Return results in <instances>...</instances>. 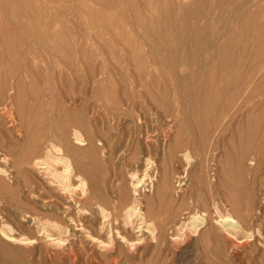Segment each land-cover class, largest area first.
<instances>
[{
    "label": "rangeland",
    "instance_id": "rangeland-1",
    "mask_svg": "<svg viewBox=\"0 0 264 264\" xmlns=\"http://www.w3.org/2000/svg\"><path fill=\"white\" fill-rule=\"evenodd\" d=\"M109 1L113 5H105V0H0V16L10 17L0 24L18 22L36 29L48 28L44 35L34 31V35L31 31L15 36L0 33V78L5 77L3 72L6 79L11 78L8 81L21 77L24 103L35 95L37 88L41 91L52 87L59 98L77 95L82 100L85 96L89 105L86 118L92 120L90 109L94 108L102 117L117 95L127 89L138 98V92L144 91L146 99H140L145 105L156 99L157 108L162 107L159 116H150L145 106L143 110L148 113L141 110L142 121L135 132L129 130V121L115 120L103 129L101 124L95 128L110 141L116 137L118 128L128 131L129 136L125 135L117 148L108 147L105 156L98 151L96 170L91 175L83 172L87 197L81 203L66 199L72 204L75 220L64 217L69 228L62 234L66 238L65 248L47 242L46 234L58 231L22 220L20 202L30 207L33 203L27 200L28 196L35 199L38 190L33 195L27 192L24 197L23 189L13 183V198L6 193L10 180L0 173V198L13 199L10 200L12 208L3 211L10 216L12 233L19 238H33L28 243L24 242L27 240H0V264H115L114 261L118 264H264V155L263 161L249 163L251 152L264 153V148L252 145L251 149L254 148L245 160L240 159L246 146L243 141L247 136L245 113L236 112V118L230 121L239 96L228 105L231 93L237 91L240 78L250 67L249 62L258 64L264 59V32L260 30L264 16L250 18V13L256 11L264 15V0H181L179 5L184 16L172 21L163 19L161 23L177 29L186 27L188 33L185 37L172 35L175 47L171 49L160 48L156 43V56H165V61L159 62L153 59L155 38L147 44L132 10L138 6L147 11L151 8L148 0H132L134 6L128 0ZM68 7L89 13L105 10L111 20H101L93 13L80 18L61 16L50 21L39 15L24 17L21 21L13 18L31 9L66 13ZM108 26H115L118 34L127 29L118 37L114 31H108ZM142 80L145 82L140 83ZM152 80L158 83L153 90L155 95L150 92ZM175 94L184 100L179 103ZM251 104L253 115L261 119L264 130V87ZM88 119L86 129L93 131L94 122L91 127ZM4 142L0 133V168L8 167ZM81 151L86 164L91 166L87 152ZM186 151L192 156L191 162L183 157ZM146 158L150 159L148 165ZM134 172L136 176H132ZM78 190L77 196L82 194ZM99 206L104 208L105 218ZM130 206L139 208L144 220L139 219L138 212V216H133V223L128 224L126 210ZM42 211L62 217L48 208ZM230 212L242 223L238 231L225 229L224 214ZM196 213L204 214L205 221L192 230L190 219Z\"/></svg>",
    "mask_w": 264,
    "mask_h": 264
},
{
    "label": "bare ground",
    "instance_id": "bare-ground-1",
    "mask_svg": "<svg viewBox=\"0 0 264 264\" xmlns=\"http://www.w3.org/2000/svg\"><path fill=\"white\" fill-rule=\"evenodd\" d=\"M128 1H129L130 5L134 6V3L132 0H128ZM2 2H3V0H2ZM37 2L39 3V1H37ZM33 3H32V5H33ZM144 3H143V5H144ZM181 3H182L181 0H161L160 2H158L157 0L156 1L148 0V5H150L151 8L149 7V9H147V11L140 10L138 8V6L132 7L133 8L132 10L134 11L133 15L137 18V21H139V26H138L139 28L138 29H140L141 35H143V37L146 39L147 44L149 45L150 39L152 37L155 38L154 41L152 42L154 61H157V62H159V60L165 61V56L162 58L159 56H156L157 53H156V50H154V49L158 48L156 46V43L160 45V48L164 47L167 49H171V48L175 47V43L173 44L172 35L185 37L188 33V30L186 27L184 28L183 26H179L177 29V28H173V26H171V25L167 26V25H163L161 23L163 19H164V21H167L168 19L170 21H172V19L174 20L175 18H181L182 16H184L183 14H185V13L184 12L182 13L183 8L179 5ZM2 4H5V3H2ZM104 4L105 5L106 4H112L113 5V3L109 0H105ZM135 4H137V3H135ZM21 5H23V4H21ZM145 6H146V4H145ZM177 6H179L180 8H177ZM139 7H141V6H139ZM156 7H158V8H156ZM58 10H60V9H58ZM104 11L100 12L99 9H96V10H92L91 13H93L94 16L96 15L97 18L99 17L101 20H111L110 15H107V13L106 12L104 13ZM25 13H26L25 15L19 14L18 17H13V18H15L18 21H21L22 19H24V17H30V16H34V15L37 17V15H39L41 17H44L43 18L44 20L50 21L52 18L57 19V18H60L61 16L71 15L72 17L80 18V17H84V16L86 17V16L91 14V13H89L88 10L83 11L82 9L77 10V9L69 8V7H68V12H66V13H59L57 11H53L50 13V9H49V13L46 12L45 10L40 11L38 9L37 10L31 9ZM8 14H9V12L7 13V15ZM231 14L233 16L236 15L235 12H231ZM7 15H5V16H7ZM250 15H251V17H250L251 19H257V16L258 17L264 16V15H260L259 11H256V13L255 12L250 13ZM111 16H113V15H111ZM7 18L10 20V17H1L0 16V21L4 20V19H6V21H7ZM31 18H34V17H31ZM9 20H8V22H9ZM147 22H150V23L145 24ZM100 26H101V24H100ZM102 26H105V28H106L105 24H103ZM114 27L108 26L107 29H108V31H111V32L114 31V34H116L118 37L120 35H123V33H125V29H127V28L122 29L123 33L118 34V31ZM126 27H127V25H126ZM95 30H97V29H95ZM260 30L264 32V23L262 24V27L260 28ZM25 31H29V32L31 31V33L34 31L35 33H38L39 35H44V33L48 31V28L42 27V28L36 29V28H32V26H26V25H24L22 23L20 24L18 22L13 23L11 25L0 24V33L1 34H12L15 36V35L21 34V33L25 34L24 33ZM176 31H178V32H176ZM94 42H95V40H94ZM30 44L31 43H29V45ZM184 45H185V43H184ZM105 48H107V47L105 46ZM142 49H143V46H142ZM151 51H152V48H151ZM160 52L162 53V51H160ZM256 56H258V55L256 54ZM139 57L141 58V56H139ZM222 58H223V56H222ZM137 60L140 61V59H137ZM206 62H207V59H206ZM249 63H250L249 69H247L245 74L243 75V77L240 78V80H241L240 84H237V86H236L237 91L234 89L235 92H232L229 99H228V105L233 104L232 102H234L233 100L235 99V97L239 96V97H237L238 99L235 102V104L233 105L234 111H232L233 113L229 116L230 121H234V119L236 118V112L245 113L244 119H245V123L247 125V136L245 139H243L246 146L244 145L245 147L240 154V159H242V161L245 160L244 158H246V155L249 152H251L254 147H258L259 149L264 148V142H263L264 130L261 129V119L259 117L257 118V116L255 117L253 115V112L251 109V106H253L251 103L253 102L254 98L259 94L260 90L264 87V82H262V79L264 77V71H263L264 59L262 60V62H259L258 64H256V63L251 64V62H249ZM253 65H256V66H253ZM251 67H257V68H251ZM211 69H215V67L212 66ZM5 70H7V69H5ZM7 71H9V70H7ZM12 72L13 71H11V73ZM3 73H5V72H3ZM3 73H2V75H3V77L4 76L5 77L0 78V131H1L0 133L3 135V141H5L3 143L4 146H2V147L5 148V151L7 153L6 158L8 160V163H7L8 167L7 168H0V173L5 174L7 176V178L10 180V183H9V186L6 190V193L10 194L14 198L15 191L13 189V183L17 184L16 187H20L21 189H23V191H22L23 195L22 196H24V197L27 196L26 195L27 192H28V195L29 194L33 195L37 189L38 194H35V196L37 195V197H35V199H33V197L28 196V199H27V200H29V202H32L33 205H31L29 207L30 204H23L20 202V208L22 210V215H21L22 220L24 222L31 221L33 224H37V226L41 224L43 227L47 226V227H50L52 230L58 231V232L47 233L46 234V236L48 237L47 242H49V244H51L53 246H56L59 248H65L66 238H63L62 234L68 232L69 228H68V225L65 221L66 219H64V217H67V219L70 221L75 220V218H73L74 216L72 215V211H71V205L72 204L70 205V203L67 202L66 199L72 198V200L74 202L81 203L80 200L87 197V180L83 176V172L87 171L88 174L91 175L96 170V167L98 166V160L96 159L97 152L100 151L102 153V155L105 156L106 149L108 147L111 146L112 148H117L118 146H120L122 144V141H123V138L125 137V135L126 136L128 135V131L123 130V128H121L119 130V128H118V132L116 133L117 135H116V137L115 136L113 137V140H111L112 141L111 142L110 139H108L105 136V134H103V132H97L95 130V128L98 126L100 127V124H101L102 129H103L105 124L113 123V121H115V120L117 122L119 121V123H121L120 121H122V122H124V121L128 122L129 121L131 124V126L129 124V126H130V128L128 127L129 130L135 132L137 128L139 129V126H140L139 121H142V119H141V117L143 116L142 114L144 112L146 114L148 113L147 111L143 110L145 106L147 107L148 111L150 112V116L153 114H158V116H159L161 114L159 112V109H161L162 107L159 109L157 108L158 105H156V103H155L156 99H155V101H152L151 103L145 105L141 100L142 98L146 99L145 93H143L144 91L138 92V94H139V98H138L132 92H130L129 90H127L125 88L126 90L123 91V94L117 95L118 97H116L114 104L110 105L108 111L106 110L107 112L104 113L102 117L100 115L101 113L98 115V112L95 111L94 108H93V110L90 109V112L92 114L91 115L92 120H90V119L86 118L87 112L89 111L88 110L89 105H88V102H87V99L85 96L82 98V100H79V97L77 95L69 96V95L64 94L65 96L61 95L60 96L61 98H59L56 94L53 93V89L51 90L52 87L49 86L51 88L45 87L46 89L41 90V91L37 90L38 89L37 88L35 95H33L31 97V99L28 100V103H24V100H23L24 97L23 96L25 94L22 95V92H21V86L23 83L21 77H19V75H18L19 79H16L18 77H15V78L13 77L14 80L8 81V79H11V78L6 79L7 75H6V73L5 74H3ZM16 73H18V72H16ZM23 74H24V72H23ZM8 76L10 77V75H8ZM212 80H213V78H212ZM143 82H145V81L142 80V82H140V83H143ZM157 84H155V80H152L150 92H152L153 90H155L157 88ZM125 85H126V83H125ZM235 85H236V83H235ZM253 89H256L255 92H253ZM210 90H212V89H210ZM30 91L33 94V90H30ZM208 93L211 95L210 92H208ZM148 94H149V96L151 95L150 93H148ZM153 95H155L154 91H153ZM153 97H155V96H153ZM161 97H162V95H161ZM175 99L179 103H181L183 98H181V96H179V94H177V95L175 94ZM199 99H200V97H199ZM36 101H38L37 106L35 105ZM79 101H80V106H78ZM167 103H169V101ZM77 106H78V108H77ZM106 106H108V105H106ZM156 109H157V111H156ZM141 110H143L144 112H141ZM87 119H88L91 127H92L91 123L94 122L93 123V131H92V129H90V127H88V129H90V130L86 129V120ZM117 122H115V123L117 124ZM112 128L115 130L117 129V127H115L113 125H112ZM218 129H220V128H218ZM131 131H129L130 134H132ZM141 131H142V129H141ZM126 139H128V138H126ZM132 142H133V140H132ZM1 144H2V142H1ZM83 145L85 147H81ZM127 145L128 144H126V146ZM252 145H254V147L251 149ZM84 149L87 152L88 157L91 160V166H88L86 164L84 158H83V154H82L83 151H81V150H84ZM134 149H135V147H134ZM110 151H111V149H110ZM136 151H137V149H136ZM139 152H141V151H138L137 153H139ZM170 152H171V150H170ZM17 153L20 154L19 158L16 157ZM251 153L253 154L252 158H251V156L248 155L250 157V159H249L250 164L254 165V163H256L258 161H261V160L263 161L264 153H261L260 150L258 152H251ZM168 154H165V155H168ZM183 157L185 158L186 162H191V160H192V156H191L189 151H186L183 154ZM171 159H170V161H171ZM146 160H147L146 165H148L150 163L149 162L150 159L146 158ZM17 164H19L21 166H19ZM108 164H106V165H108ZM147 168L148 167H146V169ZM185 171H187V170H185ZM248 173H249V171H248ZM135 174H136L135 172L132 173V176H136ZM23 175H25L26 178ZM134 184L137 185L138 180ZM77 187L82 191V194L79 193L80 197L77 196L78 195L77 193L79 192ZM53 191H56V193ZM233 196H235V195H233ZM10 200H13V199H9V198H7V196L6 197L3 196V198H0V202H2V203H0L2 206V208L0 209V240H2V239H8L11 241L27 240L24 242L28 243L29 240L32 241L31 239H33V238L29 237V236H23L22 238L16 237L12 233L14 230V227L10 222L11 221L10 216L7 213L3 214L4 210H8L9 208H12L11 207L12 201H10ZM21 200L24 201L23 199H21ZM110 201H109V203H110ZM25 202H27V201H25ZM98 204H99V202H98ZM100 206H101V204H100ZM42 208H48L51 210V212L53 210L54 213L58 212L59 214H62V217L57 215V214H52V213H48V212L45 213L42 211ZM84 208H86V207H84ZM99 209H100V213L105 218L107 215L105 213L104 208L100 207ZM137 209H139V208H136L135 206H130L126 210L127 223L128 224L133 223V221H134L133 216L134 217L138 216V212H140V209H139V211ZM141 212L139 213V216H140L139 219L142 220L143 214ZM204 216H205L204 214H197V213L195 215H193L190 219V228L192 230L193 229L196 230L198 228V226H200L202 223H204V221H205ZM224 216L226 217V220L224 222V225L226 226V228H225L226 230H237L238 231L241 229L242 223L239 221V219L233 217L234 215L232 212L226 213V214H224ZM146 219H147V217H146ZM101 220H102V218H101ZM111 221H113V220H111ZM104 223L105 222L103 221V224ZM150 224H151V222H150ZM38 230L41 231V228H38ZM100 232H101V230H100ZM89 236L91 238H93L94 240H98L100 243H105V241L103 239L101 240L99 237H97L95 235L89 234ZM0 244H1V242H0ZM73 262L75 263V262H77V260L74 258ZM114 263L118 264V261H114Z\"/></svg>",
    "mask_w": 264,
    "mask_h": 264
}]
</instances>
